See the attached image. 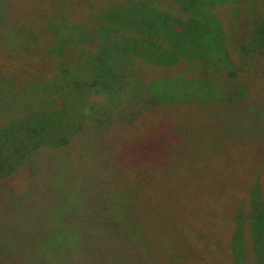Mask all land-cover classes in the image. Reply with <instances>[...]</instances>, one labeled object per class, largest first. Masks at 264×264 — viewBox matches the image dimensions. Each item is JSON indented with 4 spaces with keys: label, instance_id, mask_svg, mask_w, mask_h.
<instances>
[{
    "label": "rangeland",
    "instance_id": "rangeland-1",
    "mask_svg": "<svg viewBox=\"0 0 264 264\" xmlns=\"http://www.w3.org/2000/svg\"><path fill=\"white\" fill-rule=\"evenodd\" d=\"M6 1L9 2L7 16L4 12L0 19L6 17L11 23L19 11L22 22L17 21L15 27L9 29L6 22L1 21L6 25L0 27V35L17 45V53L25 50L30 53L26 60L31 62V69L18 63L22 69L16 65L14 71H28L36 84L34 87L42 81L61 80L70 90V83L82 82L78 86L82 95L72 107L77 113L68 112L72 115L69 120H40L43 130L48 128V132L36 135L40 131L37 129L39 120L25 118L34 113L25 114L24 105L32 112L39 111L42 104L48 106L55 97L64 98L63 92L57 90L49 95L31 89L20 95H6L3 87L10 88L19 82L7 74L1 76L0 71L1 149H9L10 137L16 142L12 141L14 146L24 152V157L29 156L23 161L20 152L16 160L0 154V264H71L73 256L79 254L86 243L103 237L118 249L113 259L112 256L104 258L105 264H264V237H251L248 228L244 229L248 227L247 218L234 221L242 228L240 236L230 232L226 236L225 230L219 227L230 220L226 212L232 209L234 202L229 198L239 197L242 191L246 196L253 186V189L262 186L264 190V127L260 126L261 135L254 141L243 135L242 124L241 134L247 141L242 145L221 139L222 128L213 125V122L218 123L215 119L219 118L218 114H208L211 107L223 100H213L215 90L205 93L196 85L200 82L206 83L205 87L215 83L217 87L221 82L223 85V74L211 71L200 77L190 73L191 85L196 89L194 95L204 101L211 100L205 105L208 113L202 107L191 109L186 104L159 102L144 108L140 122L130 116L155 95H164L166 80L175 81L180 75L178 67L182 60L177 65L171 62L184 55L169 47L175 35L166 25L172 21L166 9L178 12L172 4L175 2L168 0L174 7L163 10L164 0L149 3L147 0ZM253 1L257 3L252 11L263 10L264 13V0ZM54 4L56 7L51 6ZM68 6L72 8L71 13L63 12ZM246 8L247 1L227 3L224 10L230 13L229 17L220 16L229 23L234 14L243 13ZM55 10L61 13L53 14ZM261 17L253 16L252 23ZM33 27L42 39H36ZM94 29L97 35L93 34ZM256 35L254 47L261 43L257 32ZM137 44L144 45L142 58L137 54L131 58ZM232 47L229 43L228 52L234 49ZM249 48L253 56L261 57L253 63L260 64V69L257 68L260 73L254 71V67L243 66L250 80L263 76L264 50ZM4 49L5 44L0 40V54ZM101 51L112 53L114 58L109 61H114L115 70L127 69L120 76L127 74L144 86V103L132 105L119 100L117 105L109 104L119 111L123 109L125 124L108 120L105 109L100 111L103 119L98 115L87 116L94 112L91 110L93 99L100 94L106 96L101 89L107 80L103 67L96 72L91 68ZM44 57L51 62L41 61ZM240 60L241 57L232 61L233 68L226 72L240 76L237 68L241 67ZM71 70L69 82L65 79ZM175 72V76H169ZM178 85L179 93L188 91L180 80ZM168 91L177 95L174 85ZM251 92H254L252 99L259 100L264 96V86L254 89L251 86ZM137 93L141 94L140 89ZM207 93L210 95L206 96ZM174 99L177 101L178 97ZM201 100L199 104L204 102ZM124 110L129 111L128 115ZM58 114H54L55 118ZM252 119L259 121L256 115H252ZM127 123L130 126H126ZM240 123L233 120L231 126L237 127ZM80 126L86 129L83 137L76 136L75 130ZM132 132L136 136L131 135ZM248 132L251 134L253 130L249 128ZM26 135L32 137L23 139ZM218 138L221 146L216 147ZM225 157L230 167L223 166ZM213 166H218L221 173ZM58 171L63 174L54 177ZM5 174L8 177L5 178ZM51 181L55 186L52 201L46 199L48 190L44 188V184ZM208 198L215 201L209 209L212 216L201 219L200 205ZM50 201L57 219L46 213L45 205ZM212 228L218 234L214 232L198 248H190L187 241L195 232L203 230L208 234ZM37 236L42 240L36 239ZM33 239L39 244L43 242L45 246H40L44 248L31 246ZM98 244L94 246L101 252L104 247ZM66 258L67 261L62 262Z\"/></svg>",
    "mask_w": 264,
    "mask_h": 264
},
{
    "label": "trees",
    "instance_id": "trees-1",
    "mask_svg": "<svg viewBox=\"0 0 264 264\" xmlns=\"http://www.w3.org/2000/svg\"><path fill=\"white\" fill-rule=\"evenodd\" d=\"M150 1L153 0H147L146 2L149 3ZM173 1L175 3L172 4L175 7H177L178 12H173L172 9H166L171 14L169 18L172 19L171 22H166V25H169L170 28L173 29V34L175 35V38L172 40V44L169 45V47L174 49L175 51H178L179 55L181 56L184 55L183 57L184 59L179 58L171 62V64L177 65L182 60L180 62L181 67H178V69L180 70L178 74L180 75L176 78L175 81H171L170 79L166 80L164 95H161L159 97L158 95H155L156 97H153L154 99L147 101L146 105H144L139 111L132 113L130 116H132V119H135L136 121L140 122L144 118V108L147 106L160 104L159 102L165 104H169V103L186 104L187 105L186 107L191 109H197L199 107H202L203 111L208 113L209 111L205 109V105H207L211 100L207 99L206 101H204L201 100L198 96L194 95V90L196 89L194 88L193 84L191 85L190 73L194 72L195 74L197 73L198 76L204 77L211 71H213L216 74H220L221 72L224 76L223 85H221L222 84L221 82L217 87H215L217 83H215L216 85L205 87L203 84L206 83H202V82L199 83V81H196L197 83L200 84V85L198 84L196 85L200 88L201 91L202 89L205 90L204 91L205 93L209 90L211 91L215 90L214 92L215 95H212L213 100L216 98L218 102L220 99L223 100L219 105L213 107V109H211L212 108L211 107L210 112L208 114L210 115V113L213 112L218 114L219 116V118H215L218 122L217 124H215V122H213L210 119L213 122L214 127H218L219 125L218 128H222L221 134H223V136H221L220 134L219 137L225 141L234 143L236 145H242L246 143L247 141L244 139V137L241 134L242 124L244 125L243 135L245 137H249L252 140L255 137L256 138L259 137L261 135L260 131L262 129L260 128V126L264 127V96H262L261 99L256 101L255 98L252 99L254 92H251V86H253V89L256 87L264 86V73H262L263 74L262 77L258 75V78L254 77L249 80L247 72L243 70V66L244 64H246L248 68L254 67V71L260 73V70H257V68L260 67V64L257 63L256 65H253V63L257 62L258 58L261 57H257L258 54L257 56H253L254 52L251 53L249 51L250 49L249 47L251 46L254 49L262 48L264 50L263 10H259L258 12L257 10L252 11L253 5L257 3L254 2L253 0H173ZM245 1H247V8L241 11L243 13L234 14V16L230 18L229 23H225L224 17L226 18L229 17L230 13L225 12L224 4L227 3L239 4L240 2L243 3ZM146 2H144V5L147 4ZM163 2H164V4L162 5L163 10L168 7H174L168 2V0H164ZM8 3L9 2H7L6 0H2V3L0 2V13H1L0 17L6 11ZM89 3L90 1L87 2V5H89ZM51 6L56 7L55 4ZM71 9H72L71 6H68V9L63 10V12L71 13L70 11ZM58 12L61 13L60 10H55L53 11V14ZM161 12L162 11H159L158 13L161 14ZM220 15H223L224 17ZM5 16H7L6 12H5ZM253 16H255L256 18H259L260 16L262 17L260 19L254 20L252 23ZM102 18H104V16ZM3 20L6 22L7 27L11 29V26L15 27L17 21L22 22V17L19 11L15 13V19H13L11 23L8 21V18L3 17L2 19H0V27H4L6 25L3 22H1ZM33 29H35V27H33ZM35 32H36L35 35L36 39L39 40L42 39L39 36L38 31L36 29ZM93 32H94L93 34L95 35L98 34L97 30L95 29ZM256 32L259 34V41L261 43L259 45H255L254 47L252 45L255 44V39L257 38ZM0 40L5 44V49L3 50L2 54H0V66H2V69H0V71L3 72L1 73V76L7 74L9 77H15V80L19 82V84L14 83L10 88L3 87L4 92H6V95H10L13 93L16 95H20L31 89H34L37 91H42L49 95L50 94L52 95L53 91L59 90L60 93L63 92V96H65L62 99L55 97V99H53V101L50 104H48V106L47 105L44 106L42 104V106L40 107L42 110L35 112H32V109L30 107L28 106L26 107L24 105L25 114L34 113L32 115H28L25 118L35 119L36 121L39 120L37 129L40 131L36 132L35 133L36 135H40L45 132H48V128L43 130V122L40 120H52V121L54 120L60 121L62 119L69 120L73 114L77 113V111L76 110L74 111L72 107L75 104L74 101L78 102L81 100L82 93L78 91V86L82 82H78L75 80L73 83H70V90L68 87L63 85L66 82L61 80L50 81L51 83H46L45 81L44 82L42 81L39 83V86L34 87L36 84L33 83L32 81L33 78L28 73V71L26 73H22L23 71H16V70L14 71V67H16V65L18 68L22 69V67H19L18 63H21L22 66L31 69L30 68L31 62H27L26 60L28 58L26 55H30V53H28L29 50H25L20 53H17L16 44H14L9 39H6L2 35H0ZM229 43L233 45L232 48L234 49L228 52ZM143 51H144V45L137 44L136 52L131 56V58H135L136 54L139 58H142ZM240 57H241L240 61H242V64H240L241 67L239 68L236 65L239 70L240 76L238 75L234 76L232 73L228 74L226 71H230L233 68V65L230 63L234 60L235 62L238 61ZM109 58L111 59L114 58L112 53L103 54V51H101L99 58L96 59L94 65H91V68H93L95 72L97 68L103 67L104 73H106L107 80L104 83H102V88H101L103 93L106 94V96L100 94L93 99L92 102L94 103V106L91 107V110L94 112L92 114L87 113V116L89 118V116L98 115L99 118L103 119L105 117L100 115V111L104 112L105 109V113L108 120L115 121L117 124H125L124 122L126 118L125 115L123 114V109L119 111V109L110 107L109 104L112 103L117 105L119 100H123L124 102L132 105L137 102L144 103V93H143L144 86L142 85L140 80L135 81L136 79L128 78L127 74L123 73V75L120 76V73L127 69L121 68L115 70L113 67L114 61H109ZM41 61L47 63L48 61L47 57H44ZM66 61L71 62L70 59H67ZM116 61H120V60L116 58ZM68 66L70 68L72 67L70 64H68ZM69 67L67 69H69ZM5 70L7 71L5 72ZM72 72L73 71L71 70V72L67 73L68 75L65 79L66 81L70 80ZM95 72H93V74L96 75ZM176 73L177 72L169 76L173 77L175 76ZM228 75H230L233 79L227 78ZM1 76H0V83L2 79ZM23 78L25 79L23 80ZM178 80H180L183 83V85L186 87L188 91L183 92L182 94L179 93ZM54 82H56L55 85H53ZM171 85H174L175 92L177 95H174L168 91ZM55 87L57 88L54 89ZM115 88H118V91H113ZM137 89H140L141 94L137 93ZM224 89L226 91H223ZM209 95H210L209 93L206 94V96ZM118 96L120 98L115 101L114 98ZM175 97H178L177 101L174 99ZM58 99H60L61 101ZM70 100L71 102H69ZM198 100L204 102L202 104H199ZM63 103H65V106H62ZM60 106H62L61 109H58ZM124 111L128 115L129 111L126 110ZM68 112L72 115L69 116ZM56 113H59L57 115V118H55L54 116V114ZM252 115H256L259 121L253 120ZM241 116L243 117L241 118ZM43 117L45 119H42ZM233 120H235L237 123L240 122L241 123L237 127H232L231 125ZM212 122H209L211 126H212ZM127 125L130 126V123H127L126 126ZM72 126L74 127L75 125ZM249 128L253 130L251 134L248 132ZM85 131L86 129L80 126L75 130L76 136L83 137L82 134L85 133ZM105 132H106L105 129H103L102 133ZM131 135L136 136V134L133 132ZM23 137L24 136H22V138ZM29 137L32 136L26 135L23 139L27 140ZM9 139L15 142L10 137ZM12 141L8 142L9 149L7 151L1 149L3 145L0 144V154L5 153L8 156H10L12 159L16 160L17 153L20 152V156L22 155L20 159L21 160L23 159V161H25V157H29V156L26 155L24 157L23 155L24 152L20 151L18 149V146H14L16 142L13 143ZM215 146L216 147L221 146L219 138L218 141L215 143ZM17 164H19V162ZM223 166L230 167L226 165V157ZM213 168L221 173V169L218 166H213ZM30 171L35 172V170L32 169ZM59 171L58 173L56 172L57 174H54L55 175L54 177L63 174V172H59ZM6 177H8V174L7 175L5 174V178ZM258 186H260V184ZM253 187L248 189V191L246 192V196L243 195L242 193L243 191H242L239 193V197L235 196L233 198L228 199L234 202L232 209L229 212H226L227 214H229L230 220H227L226 222L219 225L221 231L222 229L225 230L226 236H228L229 232L231 234L238 233V235L240 236L242 233V228L240 227L239 224L234 223V221L238 219L247 218L248 227L244 226V229L248 228L247 232L250 231L251 237H255L258 235H262V237H264V190L261 189L262 186L255 189H253ZM44 188L48 190V195L46 199L50 198L51 200L53 198V194L55 191V186L53 182L52 181L46 182L44 184ZM228 197L229 196L225 197L224 199ZM51 201L49 202L48 205H45L46 213L49 216L52 214V219H57V215L52 210ZM214 203L215 201L213 200V198H208L206 199V203L204 202L200 205L199 216L201 217V219L210 218L212 216L211 215L212 213L210 212L209 209L212 205H214ZM8 208L9 210L10 209L13 210L12 207H8ZM250 218L251 220H249ZM238 226L240 227V230ZM210 231L211 233L208 234H205L203 230H199L195 232L192 235V238H189L187 241V243H189L190 245V248L193 247L198 248V246L201 245V243L203 242V240H205L206 237L211 236V234H213L214 232L218 234V231H216L214 228H212V230ZM36 239H38L39 241L42 240L38 236L36 237ZM32 243L34 245L31 246H35V247H38L41 244L45 246L43 242L39 244V242L37 240L35 241V239H33ZM98 243L102 244V246L104 247V249L101 252L96 251L97 249L96 247ZM43 246H40V248H42ZM117 250L118 249L114 246V244H112L111 240L103 237L101 239H97L95 241L86 243L80 249L79 254L73 256L71 260V264H105L104 258L106 256H112L113 259L114 254L117 252ZM65 261H67V258L64 259L62 262Z\"/></svg>",
    "mask_w": 264,
    "mask_h": 264
}]
</instances>
